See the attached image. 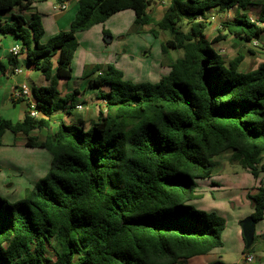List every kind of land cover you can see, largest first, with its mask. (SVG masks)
Returning <instances> with one entry per match:
<instances>
[{
	"label": "trees",
	"instance_id": "trees-1",
	"mask_svg": "<svg viewBox=\"0 0 264 264\" xmlns=\"http://www.w3.org/2000/svg\"><path fill=\"white\" fill-rule=\"evenodd\" d=\"M151 2L79 0L70 28L46 43L38 13L0 23V32L18 36L31 63L52 78L51 85L35 89L39 117L30 110L20 121L0 114V145L6 131L21 133L26 146L52 156L49 173L24 198L0 195V264H189L223 246L226 218L189 202L201 197L198 182L213 176L215 157L227 156L255 178L264 172V62L241 71L242 53L227 60L213 44L229 35L248 43L260 39L264 6L252 20L242 12L256 4L252 0H170L156 19ZM32 4L0 0V11ZM233 8L234 17L224 19L210 41L209 13ZM126 9L134 11L138 29L154 23V35L171 34L164 53L174 48L183 55L156 83L124 80L113 66L92 68L89 87L105 101L100 119L89 128L62 121L39 141L31 132L52 124L55 84L71 76L76 33ZM17 58L8 57L13 69ZM58 100L70 103L68 109L76 106L73 94ZM247 197L254 211L242 225L251 227L264 219L263 179Z\"/></svg>",
	"mask_w": 264,
	"mask_h": 264
},
{
	"label": "crops",
	"instance_id": "crops-1",
	"mask_svg": "<svg viewBox=\"0 0 264 264\" xmlns=\"http://www.w3.org/2000/svg\"><path fill=\"white\" fill-rule=\"evenodd\" d=\"M252 1L256 4L250 6L247 10H243L242 12L248 13L250 18L252 20H255L258 18L259 13L262 7L264 6V0H252ZM169 2L170 0H158L157 2L155 0H152L151 5L149 7V12L159 19L163 16L164 11L167 5L169 4ZM62 3L66 4L65 9H60V4ZM62 3H58L56 0H33L32 7L29 9L21 11L17 8H12L10 10L0 11V23H6L12 21L14 15H22L26 20H30L31 15L33 13H38L42 17L44 30H45L44 35L41 38V42L46 43L52 36L56 35L60 31L68 30L70 28L71 22L74 19L75 14L79 7V0H64ZM126 10H132V9H126ZM236 11L237 10H235V13H233L231 18L234 17ZM251 13H255L256 18H252ZM115 16L131 17V13L125 10L119 11L113 14L112 16H110L104 22L95 24L89 29L79 31L76 33L78 46L75 50L71 62V70H72L71 76L66 79H60L57 82V85H59V89L57 88V90L59 93L58 99L73 94L75 105L81 104L82 108H76L75 106L73 109H68L70 103H64L61 100H58V104H56L54 112L51 115V119H52L51 126L49 128L34 129L31 132L32 135H36L38 137L39 141H44L49 134L54 133L58 129L59 124L62 121L67 124H71V123L77 125L81 124V126H83L84 128H89L91 125H93L100 119V108L104 106V103H102V101L97 97L98 88L89 87L88 84L89 77H86V75L92 68L96 66H101L100 63L104 61V59H102L101 50L103 46L101 45L102 43L100 36L101 34L110 33L107 29V23L111 22V20ZM209 16L211 18L209 19V27L212 28L218 27V23H217L218 16H215L213 12L209 13ZM210 41H213V39H211ZM256 42L257 45L253 46L252 43L245 42L239 38H236L233 35H229L227 36L226 39L214 43L213 47L218 52L219 50L223 49L224 52L221 54L227 60L234 58L231 57L230 53L228 52V49L230 47H234L239 50L242 49L243 51H245L243 53L239 52L242 53L244 56V59L242 60L241 64L244 63L245 69H248V70H241V69L240 70L245 72L256 68L260 63L264 62V33L262 34L260 39L256 40ZM22 46H23V42L18 36L14 34L0 32V61L5 66V71L0 72V114L3 117L11 119L13 121L22 120L26 112L29 111L30 107L32 105L35 106L36 103L35 89L41 86H49L52 83L51 80L52 78L46 77L42 72V70L37 69L34 66V64L31 63V61L28 59L27 50L26 49L22 50ZM32 47H33V43L31 44V48ZM13 48L19 49L18 54L13 53ZM250 49L253 50V52H250ZM11 53L17 55L18 57L17 58L18 61L16 65V67L19 69L18 71H14L11 64L9 63L8 57L10 56ZM250 55H252L253 57H250ZM108 59L109 56L105 58V61L107 62ZM56 67H57L56 60H53L52 74L56 72ZM103 68L102 70L106 69ZM167 73H164L163 75ZM81 74L84 75L83 77L85 79L81 78L80 76ZM71 79L72 80L76 79L74 85L70 84ZM24 87L29 90V95L17 97L16 96L17 91ZM104 89L108 90L107 87H104ZM75 95L79 98L76 99ZM7 132L8 131L4 133L3 144L0 145V161H5L10 163L11 167L21 172L23 169V163H21L20 165L18 159L13 158L11 156L14 153L11 154V151L10 152L6 151L7 150L6 148H11V147L15 148L17 146H20L22 148H26L27 150H34L36 148H43V147H28L25 145L26 136L24 134L21 133L14 134L11 131H9L11 133H7ZM8 136H10V138L6 139V137ZM216 159L220 160L219 157H215V159L214 158L212 159L213 162ZM246 172L248 171L246 170ZM248 173L251 174L250 172ZM246 174L244 175V178H249L248 177L249 175ZM237 175H238L237 172H232L231 174L230 173L214 174L213 172V176L211 178L200 180L198 182V187H200V185H202L203 183H206L203 186L210 184L212 186H217L221 189L224 186L226 187L225 183H229L227 184L229 188L230 186H234V189L240 188L241 191L239 193H233L230 199L232 201H237L240 205V209L243 208L244 211L248 210V212L246 213L252 214L254 208L251 204V201L247 197L249 186L245 187L243 184V181L245 179L243 180L242 178H237ZM261 175L263 176L262 172L259 178H255L252 175L255 178V183H254L255 187L258 186L259 184L258 182L261 179L260 177H262ZM220 177L225 178L227 182L224 183L220 182L218 180V179H222ZM198 187H197V193H200ZM254 191L255 190H252L250 192L254 193ZM200 207L208 211V208L206 206H200ZM236 215L238 216V219H241L243 217L241 215H244V213L239 212ZM260 221H258L257 224ZM257 224L255 225V229H256L255 236L257 235ZM242 228L237 227L236 234L234 231L233 234L234 237L236 235V240L238 242V245L237 248L231 247V250L232 251L235 250L238 252L241 251L240 264H259L256 259V256L254 257V260L250 263H246L243 259V254L247 252V250H246V240L244 238ZM223 246L216 248L207 254L201 255L202 261L200 264H212L217 261L222 262V256L219 255L221 254L219 250L222 249ZM251 249H253V247ZM251 249L249 250V252L252 253Z\"/></svg>",
	"mask_w": 264,
	"mask_h": 264
},
{
	"label": "rangeland",
	"instance_id": "rangeland-1",
	"mask_svg": "<svg viewBox=\"0 0 264 264\" xmlns=\"http://www.w3.org/2000/svg\"><path fill=\"white\" fill-rule=\"evenodd\" d=\"M155 1L157 2L158 0ZM235 10L236 9L233 8L226 13L211 11L215 14V16H218V27L212 28L208 25L209 28L206 35L209 40L214 39V37L218 35V29L221 27V21L231 18L233 13H235ZM125 11L130 12L131 17L115 16L111 22L107 23V29L110 33L101 34L100 36L101 45L103 46L101 50L102 59H104V61L100 64L104 68L113 66L114 68L120 70L123 74L122 78L124 80H129L133 83H156L160 80L164 73L168 72L169 62L173 59L181 57L183 55V51L169 48L168 52L164 53L162 51V44L171 38V34L168 31L160 30L157 35H154L151 32L152 28H156L154 23L145 25L138 29L134 24V12L132 10ZM251 15L252 18H256L255 13H251ZM155 18L158 19L157 17ZM109 36L111 37V41H108L107 39ZM228 52L231 57H235L239 52L243 53L245 51L230 47ZM108 56L109 59L106 62L105 58ZM250 57L253 56L250 55ZM240 69L248 70L245 69L244 63L241 64ZM80 76L85 79L83 74ZM59 80H57V82ZM75 80L76 79H71L70 84L74 85ZM57 82L55 84L56 90L57 88L59 89ZM75 98L78 99L79 97L75 95ZM55 101V103L58 104V98H56ZM7 133L11 132L8 131ZM7 138H10V136L6 137V139ZM6 149L8 152L11 151V154L14 153L11 156L13 158H17L20 165L23 163V169L20 172L11 167L10 163L0 161V195L6 197L10 201H15L24 198L26 196L25 194L27 189L34 188L40 179L47 176L51 169L52 156L45 148L27 150L26 148L17 146L15 148L11 147ZM219 159L220 160H214V174H231L232 172H237V178H242L243 180L245 179L243 181L244 186H249V191L255 190V178L251 174L246 172V170L238 163L229 162L227 156L225 155L219 157ZM246 173L249 175V178H244ZM262 173L263 176L261 175L262 177L260 178L264 179V172ZM220 178H222L218 179L220 182H227L225 178ZM205 184L206 183H203L200 187H198L201 197L189 203L193 204L198 209H202L200 206H206L208 211H216L219 214H223L227 220V227L222 233L224 246L219 250L221 253L219 255L222 256V264H240L241 251L238 252L231 250V247L237 248L238 245L236 235L234 237L233 233L235 231L236 234L237 227H243L242 222L250 218L251 213H246L248 210L244 211L243 208L240 209L239 203L237 201H232L230 198L233 193H239L241 189H234V186H230L229 188L227 185L229 183H225L227 188L224 186L221 189L210 184L203 186ZM239 212L244 213V215H241L243 216L241 219H238V216L236 215ZM251 250L254 257L256 256L258 263L264 264V219L257 224V238L253 245V249ZM201 261L202 256L199 255L190 258L188 263L200 264Z\"/></svg>",
	"mask_w": 264,
	"mask_h": 264
},
{
	"label": "built area",
	"instance_id": "built-area-1",
	"mask_svg": "<svg viewBox=\"0 0 264 264\" xmlns=\"http://www.w3.org/2000/svg\"><path fill=\"white\" fill-rule=\"evenodd\" d=\"M65 8H66V4L65 3L60 4V9H65ZM252 45L253 46L257 45L256 40H254L252 42ZM223 51H224L223 49L219 50L220 53H223ZM18 52H19L18 48H13V53L14 54H18ZM18 70L19 69L17 67L14 68V71H18ZM26 95H29V90L27 88H25V87L20 89V90H18L17 93H16L17 97L26 96ZM101 101H102V103L105 102L104 100H101ZM76 108H82V105L78 104V105H76ZM29 110H30V115L31 116L39 117L41 115L40 112L36 109V107L34 105H32ZM243 259H244V261L246 263H250V262H252L254 260V255L251 252L247 251V252H245L243 254Z\"/></svg>",
	"mask_w": 264,
	"mask_h": 264
},
{
	"label": "water",
	"instance_id": "water-1",
	"mask_svg": "<svg viewBox=\"0 0 264 264\" xmlns=\"http://www.w3.org/2000/svg\"><path fill=\"white\" fill-rule=\"evenodd\" d=\"M107 39L110 41L111 37L109 36ZM248 219H246L244 221H247ZM255 232H256V229H255L254 225L251 226V227H244L243 226V234H244V237H245V240H246V244H247L248 247L251 246L252 243L254 242ZM212 264H220V263H219V261H217V262H214Z\"/></svg>",
	"mask_w": 264,
	"mask_h": 264
}]
</instances>
